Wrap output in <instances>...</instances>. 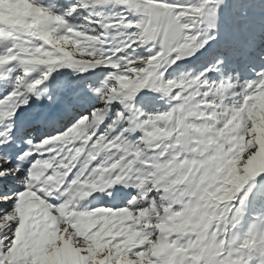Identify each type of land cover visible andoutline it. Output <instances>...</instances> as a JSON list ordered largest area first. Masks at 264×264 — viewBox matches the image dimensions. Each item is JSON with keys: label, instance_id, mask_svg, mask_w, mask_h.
<instances>
[{"label": "snow or ice", "instance_id": "6c2138e0", "mask_svg": "<svg viewBox=\"0 0 264 264\" xmlns=\"http://www.w3.org/2000/svg\"><path fill=\"white\" fill-rule=\"evenodd\" d=\"M0 264H264V0H0Z\"/></svg>", "mask_w": 264, "mask_h": 264}]
</instances>
